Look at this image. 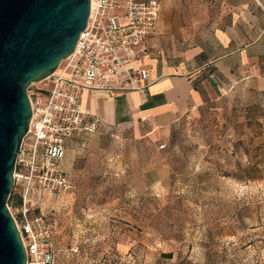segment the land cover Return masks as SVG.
<instances>
[{"label": "rangeland", "instance_id": "1", "mask_svg": "<svg viewBox=\"0 0 264 264\" xmlns=\"http://www.w3.org/2000/svg\"><path fill=\"white\" fill-rule=\"evenodd\" d=\"M238 96L166 135L69 153L73 189L47 192V212L29 213L50 224L55 264H264V97ZM8 207L18 222L20 206Z\"/></svg>", "mask_w": 264, "mask_h": 264}, {"label": "crops", "instance_id": "2", "mask_svg": "<svg viewBox=\"0 0 264 264\" xmlns=\"http://www.w3.org/2000/svg\"><path fill=\"white\" fill-rule=\"evenodd\" d=\"M145 48V101L136 91L83 92L82 107L101 120L103 131L65 141L59 164L65 176L73 165L69 153L87 150L110 130L136 139L157 137L212 100L264 97V0H162ZM48 196L32 191V208L47 212Z\"/></svg>", "mask_w": 264, "mask_h": 264}, {"label": "built area", "instance_id": "3", "mask_svg": "<svg viewBox=\"0 0 264 264\" xmlns=\"http://www.w3.org/2000/svg\"><path fill=\"white\" fill-rule=\"evenodd\" d=\"M162 0H90L85 29L74 51L42 82L30 98L32 117L15 162L14 184L21 188L16 222L25 264H55L51 226L43 215L30 217L29 195L35 189L66 193L73 189L59 169L65 141L99 134L101 120L81 105L85 90L136 91L147 97L149 71L145 42L156 31ZM41 95L42 98L37 96ZM114 137V132L109 131ZM160 148H163L161 146ZM72 253L78 247H72Z\"/></svg>", "mask_w": 264, "mask_h": 264}, {"label": "water", "instance_id": "4", "mask_svg": "<svg viewBox=\"0 0 264 264\" xmlns=\"http://www.w3.org/2000/svg\"><path fill=\"white\" fill-rule=\"evenodd\" d=\"M90 0H0V264H25L8 199L32 111L28 88L48 79L75 49Z\"/></svg>", "mask_w": 264, "mask_h": 264}, {"label": "trees", "instance_id": "5", "mask_svg": "<svg viewBox=\"0 0 264 264\" xmlns=\"http://www.w3.org/2000/svg\"><path fill=\"white\" fill-rule=\"evenodd\" d=\"M14 201V206H20L21 205V198L19 196H14L13 193L10 194V197L8 199V205H10V203Z\"/></svg>", "mask_w": 264, "mask_h": 264}]
</instances>
